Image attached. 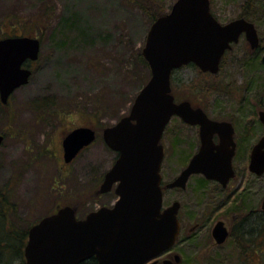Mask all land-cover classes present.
Returning a JSON list of instances; mask_svg holds the SVG:
<instances>
[{
  "label": "rangeland",
  "instance_id": "rangeland-1",
  "mask_svg": "<svg viewBox=\"0 0 264 264\" xmlns=\"http://www.w3.org/2000/svg\"><path fill=\"white\" fill-rule=\"evenodd\" d=\"M142 1L151 3L152 0ZM159 1V6L164 4L169 10L175 0ZM245 1L210 0V10L220 22L226 23L240 15ZM246 10L264 48V0H251ZM4 20L0 35L30 34L40 40L38 59L27 62L32 70L28 83L17 88L9 98L12 125L3 123L4 112L0 113L1 117L3 114L0 130L5 133L0 146V191L7 182L13 185L8 200L16 203L17 217L10 219L8 226L26 228L58 205L73 201L72 196L74 201L76 198L74 190L64 188V180L61 181L63 188L59 187L55 194L47 190L54 165L47 156H40V150L56 154L60 163L61 139L68 130L85 124L101 132L103 127L128 114L132 97L150 75L149 68L137 62L135 56L136 50H142L151 22L135 0H0V22ZM242 45L235 47L236 53L226 55L216 75L201 72L197 66L177 68L173 94L177 101L189 100L212 116L234 121L239 137L243 136V121L255 122L250 129L249 141L253 143L264 133L257 117L264 66L259 60L251 62V54L243 55ZM46 97L58 103L44 113L28 106L34 99ZM194 138L192 130L179 118L170 120L161 139L164 183L176 177L185 166L195 150ZM115 157L116 152L99 137L71 168L81 173V169L88 167L92 182L112 166ZM246 165L245 162L244 169ZM240 186L234 197L228 198V195L215 194L213 182L198 192L192 183L185 192L164 187L163 206L182 200L181 216L189 214L194 217L192 224L201 223L189 243H184L180 235L171 249V259L178 254L182 259L178 264H264V225L257 220L252 222L253 215L245 220L248 228L254 224L253 233L243 232L246 226H241L242 236H234L220 248L206 246L216 220L222 218L232 224L237 214H246L241 211L243 206L258 217L264 197V173L255 177L245 170ZM215 195L219 197L214 202ZM83 200L77 209L80 214L96 206L91 198Z\"/></svg>",
  "mask_w": 264,
  "mask_h": 264
},
{
  "label": "water",
  "instance_id": "water-1",
  "mask_svg": "<svg viewBox=\"0 0 264 264\" xmlns=\"http://www.w3.org/2000/svg\"><path fill=\"white\" fill-rule=\"evenodd\" d=\"M244 32L252 48L258 35L252 22L235 18L220 23L210 11V0H175L170 9L150 25L141 53L150 76L131 103L128 114L103 131L106 145L118 153L105 174L101 191L118 182L119 196L113 207L92 211L76 218L65 205L43 216L28 229L24 246L25 264H79L95 257L98 264H178L158 257L169 250L179 234V202L163 207L161 137L173 115L184 122L200 125L201 148L188 166L166 187H183L191 173L202 172L223 185L233 175V128L229 122L207 117L187 100L176 102L171 93V72L193 63L203 72L217 73L219 62L231 43ZM40 40L34 36L0 39V101L6 104L11 93L28 83L32 74L25 62L37 60ZM264 64V53L261 56ZM264 126V110L259 111ZM218 133L219 145L212 144ZM95 139L90 127H76L63 139L64 161L70 162ZM3 136L0 134V145ZM216 149V151H214ZM249 171L264 173V136L251 149ZM264 211V197L261 200ZM216 243L228 231L222 221L212 229Z\"/></svg>",
  "mask_w": 264,
  "mask_h": 264
},
{
  "label": "flooded vegetation",
  "instance_id": "flooded-vegetation-1",
  "mask_svg": "<svg viewBox=\"0 0 264 264\" xmlns=\"http://www.w3.org/2000/svg\"><path fill=\"white\" fill-rule=\"evenodd\" d=\"M212 13V12H211ZM241 14V13H240ZM212 15L215 17V15L212 13ZM237 18H244L246 19L247 21L249 22H253V20L251 19V15H249L248 18H245L243 16H238ZM222 23V22H221ZM255 26V24H254ZM256 28V27H255ZM257 31V29H256ZM257 35H258V31H257ZM243 40V42H241ZM241 43H244V45H242V53L243 55H246V54H251V58H258V60L260 61L261 63V56L262 54L264 53V48L262 47V44L260 42V38H259V35H258V45L254 48H252L250 46V43L247 41L246 39V36H245V33L242 32L239 37H238V41L237 42H234V43H231L230 45V48L226 49L225 52L223 53L222 57H221V60L219 62V70L218 72L221 70L222 68V64H223V61H224V58L226 57L227 54H234L236 53L235 52V47H237L238 45H240ZM244 57V56H243ZM235 58L239 59L238 56H235ZM28 61H26V63L24 64V66H27L29 67V65L27 64ZM261 65L264 66L263 63H261ZM176 70V69H174ZM200 70V69H199ZM201 71V70H200ZM203 72V71H201ZM217 72V73H218ZM205 73H208V74H212V75H216L217 73H210L208 71H206ZM171 93L173 94V90H172V86H171ZM12 94V93H11ZM10 94V96H11ZM9 96V98H10ZM174 96V100L176 102H180V101H177L176 100V95L173 94ZM9 98H8V101L6 104H3L1 103L0 101V105H1V109H0V113H3L4 112V122L5 124H9V125H12V122H13V117H10L11 113H9L10 111L8 110V105H9ZM183 101V100H181ZM189 101V100H187ZM190 102V101H189ZM191 103V102H190ZM191 106L193 108H201L202 111L207 115V117L211 120H215V121H226V122H229L231 125H232V128H233V143H234V146H233V155H232V158H231V166H232V170H233V175L226 181V183L223 185L220 181L216 180V179H209L207 178L202 172H198V173H191L189 175V177L187 178V181L185 183V186L183 187H172V188H169V189H174V188H178V191L179 192H185L188 190L189 188V184L192 183L193 184V188L195 189V191H201V190H204L205 187H206V184L209 183V182H213L216 186V193H220L222 195H228V197H234V195L240 190L241 186L244 182V174H245V170L248 171V173H250L252 176H255V177H260L262 176L261 175H256L252 172L249 171V160H250V153H251V149L253 147V145L255 143H257V141L262 137L264 136V133L261 134L257 140L253 143H251L249 140H250V135H251V132H250V129H251V123L254 124L255 122H250V121H243L242 122V135L241 137H239V132H238V125L237 123H235L234 121L232 120H229V119H224V118H218V117H215V116H212L210 115L206 110L205 108H203L202 106H195V105H192L191 103ZM261 107V106H260ZM4 108V109H3ZM32 108V107H30ZM34 110V108H32ZM5 110V111H4ZM260 110H264V108H260ZM259 110V111H260ZM259 111L257 113V117H258V120H259ZM39 115V114H38ZM1 117V116H0ZM2 117H3V114H2ZM1 117V119H2ZM9 117L11 119H9ZM173 118H179L181 120V122L186 126L188 127L189 129L192 130L193 134H194V141H195V146L193 147L194 152L188 157V160L185 164V166L182 168V170L180 171V173L188 166L189 162H190V159L200 150L201 148V137H200V125L199 124H189V123H186L184 122L178 115H173L171 117L170 120H172ZM8 120H11L8 121ZM169 120V122H170ZM7 121V122H6ZM169 122L167 123V125L169 124ZM260 124L263 126V124L261 123V121L259 120ZM112 125V124H110ZM108 125V126H110ZM167 125L165 126V128L167 127ZM90 127L93 129L94 133H95V139L94 141L91 143L93 144L99 137L102 138V140L104 141L103 139V131L106 127L108 126H105L103 127L102 131L101 132H98L96 128L92 127V126H89V125H85V124H81V125H78V126H75L73 127L72 129L68 130L67 133H65L64 137L71 131L73 130L74 128L76 127ZM164 128V130H165ZM11 129V127L9 128ZM263 129H264V126H263ZM164 132V131H163ZM0 134L3 136V141L5 139V133L4 131H1L0 130ZM253 134V133H252ZM163 136V134H162ZM64 137L61 139V144H60V161L61 162L59 163L58 162V158L56 156V154H51V153H48L47 150H40L41 154L40 156L42 155H45L47 156V158L49 160L52 161V164L54 165V169L53 170H50V181H49V184H48V187H47V190L52 193V194H55L54 192L59 188H63L61 186V181L64 180V184H66L64 186V188H69V189H72L74 190V195H75V201H74V197L72 196L71 199H73V201H69L68 203H63L62 205H58L57 208L53 211L55 212L58 208L62 207V206H65V205H69L71 206L74 211H75V216L76 218L80 219V218H84L86 217V215L92 211H95V210H98L100 208H103V207H113V205L115 204V202L117 201V199L119 198V196L117 195L116 193V187H117V184L118 182H114L110 189H108L107 191H101V185L102 183L104 182V179H105V174L106 172L109 170V168L103 172H101L96 178H93L92 179V182H90V177H91V174H90V169L88 167L86 168H83L85 166H83L82 168L84 169H81V173H78V169L74 170L72 169V165H74L75 161L81 156L82 152L85 151L88 147H90V145L88 146H85L83 147L78 153L77 155L70 161V162H65L64 161V150H63V145H62V142H63V139ZM162 139V137H161ZM212 144L213 145H219L220 144V138H219V134L218 133H213L212 134ZM2 141V143H3ZM242 141V142H241ZM1 143V145H2ZM105 143V141H104ZM162 144V143H161ZM0 145V146H1ZM106 145V143H105ZM163 145V144H162ZM107 146V145H106ZM47 151V152H46ZM214 151H216V149H214ZM116 152V151H115ZM163 152H164V147H163ZM117 155L118 153L116 152V157L115 159L117 158ZM114 159V161H115ZM50 161V162H51ZM113 161V163H114ZM245 162L247 163L246 165V169H244V164ZM112 163V164H113ZM241 169V170H240ZM179 173V174H180ZM178 174V175H179ZM160 175H161V169H160ZM177 175V176H178ZM176 176V177H177ZM175 178V177H174ZM173 178V179H174ZM172 179V180H173ZM67 180V181H66ZM172 180H170L169 182H171ZM68 182V183H67ZM169 182H163V179H162V175H161V187H162V191L163 193L165 192V189H168L166 187V185L169 183ZM60 185V186H59ZM10 184L9 182H7L3 188H1V191L2 193H5L6 197L8 198L9 197V191H10ZM45 192V191H44ZM46 193V192H45ZM81 199H80V198ZM84 197H87V200L89 198H91L93 201H94V204L96 205L92 210L86 212L85 214H80L77 209H78V206L83 203V198ZM218 195H215L213 198H214V202L216 200V198L218 199ZM174 201H178L179 202V210H178V221H179V234H178V237H177V240L180 238V235L182 237V240L184 243H189V240L196 235V230L199 231L200 228H201V223L200 222H195L194 224H192V220L194 219V217H191L189 214H186L184 213L182 216H181V210H182V200L179 201V200H174ZM224 205V201H223V204H221V208L222 206ZM168 206V205H167ZM166 207V206H164ZM242 210V209H241ZM242 211H245L246 214L245 215H242V213H239L237 214L234 218H233V221L231 222L232 224L230 223H226V221L224 219H218L215 221V223L213 224V226L218 222V221H222L223 222V225L226 227L227 231H228V236L226 238V240L222 243H216V241L214 240L213 238V235H212V229H213V226L207 236V240H208V243L206 244V246H214L216 248H220L221 246H224L225 244H227V242L233 238L234 236H238L240 237L241 234L237 233L240 232L242 227V225L245 223L243 222V220H250V217L251 215H253L255 217V212H253V210L251 211L250 209L247 210V208ZM255 211V210H254ZM51 212V213H53ZM49 213V214H51ZM48 215V214H47ZM257 215L258 217H252L251 220H253L252 222H255V220H257V223H260L262 225H264V211L261 209V203H260V208L258 209L257 211ZM42 218V217H41ZM40 218V219H41ZM40 219H38L36 222H38ZM247 221V220H246ZM36 222H34L33 224H35ZM247 224V223H246ZM260 229H261V226H260ZM243 231V230H242ZM262 237V234H259L258 235V238H261ZM210 238V239H208ZM176 240V242H177ZM176 244V243H175ZM175 244L167 251H165L164 253H162L159 257H158V260H162L164 259L163 257H166V258H171V249L175 246ZM180 256V255H179ZM92 260L93 263L92 264H98L97 260L95 257H91L85 261H82L81 263L79 264H89V260ZM181 256H180V261H181ZM179 261V262H180ZM150 261L144 263V264H147L149 263Z\"/></svg>",
  "mask_w": 264,
  "mask_h": 264
},
{
  "label": "trees",
  "instance_id": "trees-1",
  "mask_svg": "<svg viewBox=\"0 0 264 264\" xmlns=\"http://www.w3.org/2000/svg\"><path fill=\"white\" fill-rule=\"evenodd\" d=\"M159 0L151 1L149 2H144L141 0V2H138L135 0V4L147 15L149 18L150 22L152 23L158 16L165 14L168 10V7L161 5L159 6L158 3ZM251 0H246L243 5L242 9L243 11L241 12L240 16H243L245 18L249 17V12L246 9H249L250 7ZM26 21V19H24ZM2 23H6L4 20L3 22H0V27ZM30 35V34H27ZM5 37V35H0V38ZM136 56L135 60L139 62L140 64H143L144 67L147 68L148 70V64L143 58L141 51L136 50ZM250 61L252 62H257L258 58H251ZM187 66H191L195 68L194 64H188ZM177 70V69H176ZM176 70H173L171 73V86L172 90L175 85V79H174V72ZM203 73H201L202 75ZM208 74V73H206ZM145 83V82H144ZM143 86V85H142ZM141 86V87H142ZM198 87V84L196 85ZM140 87V88H141ZM139 91V90H138ZM260 93V92H259ZM135 95L132 97L131 101L134 99ZM258 100L259 104L261 105L262 108H264V86H262L261 93L258 94ZM58 102H56V99H53L52 97H46V98H41V99H34L32 103H30L28 106L34 108V110L42 111V113L47 111V108L50 107L51 105H55ZM1 109V105H0ZM9 119H11L9 117ZM11 122V120H8ZM10 188L12 190L13 185ZM16 203L11 202L8 200L6 197L5 193H2L0 191V264H25V259H24V254H23V249L24 245L27 240V230L28 228L33 224H30L26 228H18L14 227L10 224V219L16 218ZM248 207L243 206V209L245 210ZM242 209V210H243ZM241 210V211H242ZM9 221V222H8ZM13 222H17L16 220H13ZM245 222V220H243ZM248 224V223H247ZM246 223H244L242 226L245 227V233H253L255 231V226L252 224L250 227L253 228H248ZM264 229V228H263ZM241 230V229H239ZM263 231V230H262ZM237 233L241 234L242 236V231ZM93 261L90 259L89 264H92Z\"/></svg>",
  "mask_w": 264,
  "mask_h": 264
},
{
  "label": "bare ground",
  "instance_id": "bare-ground-1",
  "mask_svg": "<svg viewBox=\"0 0 264 264\" xmlns=\"http://www.w3.org/2000/svg\"><path fill=\"white\" fill-rule=\"evenodd\" d=\"M29 229V228H28ZM27 238H28V230H27ZM26 242H27V240H26ZM26 244V243H25ZM25 246V245H24Z\"/></svg>",
  "mask_w": 264,
  "mask_h": 264
}]
</instances>
